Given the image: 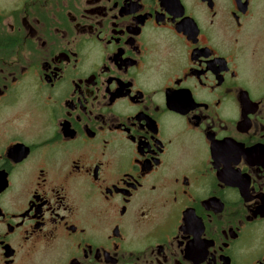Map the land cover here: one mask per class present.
<instances>
[{
  "label": "flooded vegetation",
  "instance_id": "af4514ba",
  "mask_svg": "<svg viewBox=\"0 0 264 264\" xmlns=\"http://www.w3.org/2000/svg\"><path fill=\"white\" fill-rule=\"evenodd\" d=\"M0 264H264V0H0Z\"/></svg>",
  "mask_w": 264,
  "mask_h": 264
}]
</instances>
